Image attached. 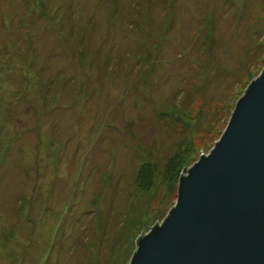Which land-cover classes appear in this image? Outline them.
I'll list each match as a JSON object with an SVG mask.
<instances>
[{
	"label": "rangeland",
	"instance_id": "1",
	"mask_svg": "<svg viewBox=\"0 0 264 264\" xmlns=\"http://www.w3.org/2000/svg\"><path fill=\"white\" fill-rule=\"evenodd\" d=\"M263 66L264 0H0V264H129Z\"/></svg>",
	"mask_w": 264,
	"mask_h": 264
},
{
	"label": "water",
	"instance_id": "2",
	"mask_svg": "<svg viewBox=\"0 0 264 264\" xmlns=\"http://www.w3.org/2000/svg\"><path fill=\"white\" fill-rule=\"evenodd\" d=\"M129 264H264V66Z\"/></svg>",
	"mask_w": 264,
	"mask_h": 264
},
{
	"label": "trees",
	"instance_id": "3",
	"mask_svg": "<svg viewBox=\"0 0 264 264\" xmlns=\"http://www.w3.org/2000/svg\"><path fill=\"white\" fill-rule=\"evenodd\" d=\"M185 164H186L185 162L180 161L177 165H174L175 169L173 170V172L174 173L176 172V176L179 173L181 167ZM174 173L172 174V176L174 175ZM151 181H152V170L150 169L149 165H144L143 167H141L139 171L137 177V183L142 188H148L151 185Z\"/></svg>",
	"mask_w": 264,
	"mask_h": 264
}]
</instances>
